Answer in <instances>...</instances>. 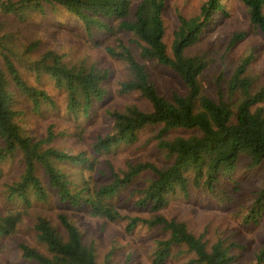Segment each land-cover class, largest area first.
<instances>
[{
	"label": "trees",
	"instance_id": "16d2710c",
	"mask_svg": "<svg viewBox=\"0 0 264 264\" xmlns=\"http://www.w3.org/2000/svg\"><path fill=\"white\" fill-rule=\"evenodd\" d=\"M223 1L207 0L201 17H179L169 50L167 0L137 4L133 0H0V16L20 25L38 15L46 20L67 18L86 45L125 67L127 77L119 83V94L137 95L149 107L143 110L130 104L105 111L112 129L96 137L91 157L56 147L52 130L44 137L28 136L21 125L25 111L18 108L19 98L26 99L38 115L64 110L75 123L89 122L111 96L114 69L103 66L99 55L97 60L69 63L55 50L46 51L41 41H28L22 30L6 32L5 24H0V164L17 165L13 181L4 184V204L9 208L0 213V240L12 244L20 262L129 264L115 260L116 249L101 259L97 244L86 239L75 221L74 212H85L114 226L122 224L128 235L141 228L156 230L153 264L173 260L264 264L263 238L255 241L252 262L245 263L242 252L249 246L240 244L243 239H209L205 232L194 230L189 220L165 215L181 199L203 196L231 203L235 198L228 193L231 184L223 183L230 180L239 189L245 181L234 176L241 164L255 173L264 166V82L251 70L258 45L236 65L232 76L212 78L213 95L205 89V75L214 61L204 52H193L205 43L211 18L222 25L231 17ZM239 2L246 8L249 32L264 43V0ZM244 38L235 36L232 46ZM150 63L178 75L186 93L163 96L149 71ZM30 75L38 85L27 79ZM44 77L52 81L56 95L39 87ZM77 130L79 136L85 134L83 125ZM147 133L163 164L143 160L117 169L113 161L119 151L138 148ZM100 158L106 160L103 170ZM140 180L146 185L129 192ZM123 195L134 213L121 212ZM253 206L247 217L250 229L262 224L264 186L256 192ZM29 219L36 246L20 238Z\"/></svg>",
	"mask_w": 264,
	"mask_h": 264
},
{
	"label": "rangeland",
	"instance_id": "374dc122",
	"mask_svg": "<svg viewBox=\"0 0 264 264\" xmlns=\"http://www.w3.org/2000/svg\"><path fill=\"white\" fill-rule=\"evenodd\" d=\"M135 4L141 0H133ZM207 0H167V9L165 13V22L167 27L166 42L169 47L174 40V33L178 28L179 17L193 19L202 16V9ZM226 7L230 9L231 17L222 25H217V18L213 17L211 24L207 28L205 35V43L203 42L195 51L204 52L214 61L209 71L205 75V89L214 94L211 80L214 76L221 77L232 76L236 65L244 58L249 56L255 45L258 50L255 52V59L251 64L252 75L264 82V43L261 39L256 38L249 32V18L246 8L239 0H225ZM67 18L60 20H46L41 16H35L28 24L20 25L10 18L0 16V24H5L6 32H16L22 30L27 40L37 39L43 43L44 49L47 51L55 50L63 55L69 63H78L83 60H97L99 53H96L79 34V30L74 29V25ZM248 33V34H246ZM238 35H245V38L232 46V39ZM214 51H213V50ZM99 55L100 63L105 67L114 69V76L111 81V96L108 98L107 104L98 108L89 122L73 121V118L64 110L57 113L53 110L45 111L41 115L36 114L31 104H28L24 98H19L20 111H25L22 117V127L30 137H44L50 130L57 138L55 146L62 148L70 154L86 153L87 156L94 153L92 146L97 136H105L110 134L112 129V121L105 115V111L114 109H123L128 105H138L143 110H149L145 101L137 95L121 96L119 94V83L127 77L124 66L106 59L104 55ZM149 71L153 76V80L160 90L161 94L170 98L172 93L185 94L186 88L180 77L167 68L160 67L155 63L148 65ZM27 79L34 85L37 84L36 77L28 76ZM38 85V84H37ZM51 95H56L54 84L48 77H44L39 85ZM59 100L63 101L64 96L59 94ZM71 119V120H68ZM85 127V134L79 136L80 132L77 127ZM63 134V135H62ZM62 135V136H61ZM177 135H181L177 134ZM143 140L138 144V148L121 150L117 157L114 158L113 164L118 168H122L126 162L137 163L143 160H150L160 165L163 164V157L153 150L154 142H148L151 134L143 135ZM103 170L105 158H100ZM17 171V165L0 164V213L8 209V205L4 204V184L13 181V175ZM245 183L239 188L230 180L223 184H231L230 195L234 194L235 198H231V203H219L215 199L207 200L203 196H198L191 201L183 199L175 201L165 210L168 218H183L190 221V226L199 232H205L209 239L217 236L222 239L232 238L237 242L249 246L248 250L242 252V260L245 263H251L253 251L256 249L255 241L259 242L261 238L264 243V211L262 216V224L257 228L250 229L247 223V217L253 209L254 197L257 191L263 189L264 186V166L255 172H247L244 164L240 165V169L234 176ZM225 177H223L224 179ZM222 179V180H223ZM225 180V179H224ZM146 185L144 180L137 182L134 189H141ZM127 195H123L119 199L121 212L132 214L134 211L130 204H126ZM75 221L81 231L85 234L89 242L97 244L98 252L103 257L112 249H116L115 260L118 262H128L129 264H153L152 255L155 247L157 231L141 228L132 235L125 232V227L120 225H111L103 220L94 219L85 212H74ZM136 214V213H135ZM255 214H253L254 216ZM32 216H35L34 213ZM250 221V220H249ZM251 222V221H250ZM251 225V224H250ZM21 239L36 246L37 241L32 232V220L29 219L26 227L22 231ZM255 247V248H253ZM181 261L173 260L169 264H180ZM0 264H24L20 262V256L15 252L14 247L9 241L0 240Z\"/></svg>",
	"mask_w": 264,
	"mask_h": 264
}]
</instances>
